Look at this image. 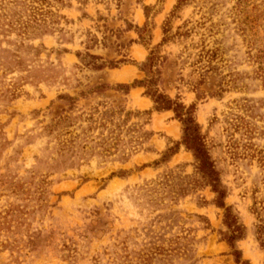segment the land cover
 <instances>
[{
  "label": "rangeland",
  "instance_id": "obj_1",
  "mask_svg": "<svg viewBox=\"0 0 264 264\" xmlns=\"http://www.w3.org/2000/svg\"><path fill=\"white\" fill-rule=\"evenodd\" d=\"M150 80L193 108L224 207ZM235 251L264 264V0H0V264Z\"/></svg>",
  "mask_w": 264,
  "mask_h": 264
},
{
  "label": "trees",
  "instance_id": "obj_2",
  "mask_svg": "<svg viewBox=\"0 0 264 264\" xmlns=\"http://www.w3.org/2000/svg\"><path fill=\"white\" fill-rule=\"evenodd\" d=\"M154 60L155 57H152L150 59L151 63L149 64V69L153 67ZM139 84L147 86L149 88L148 94L154 97L158 110H174L178 113L179 116L185 117L182 119L185 125L183 144L187 149L191 150L194 153L198 161V168L203 173L204 178H207L212 184L214 191L218 193V204L224 207V199L226 194L223 190L220 189V178L218 177L219 175L215 170V167L209 156L207 147L205 145L204 137L202 136V133L200 131V127L193 117V108L190 107L188 110H186L183 104L172 101L170 98L159 94L158 91H153L151 89L153 80L140 82ZM120 88L124 89L126 88V86H120ZM226 211V224L231 229V235H228L227 240L229 244L234 248V241L241 236L242 232L240 226L237 225L236 217L232 215L230 209L227 208ZM234 255L236 257L237 264L243 263L239 255V251H235ZM243 264L250 263L245 262Z\"/></svg>",
  "mask_w": 264,
  "mask_h": 264
}]
</instances>
